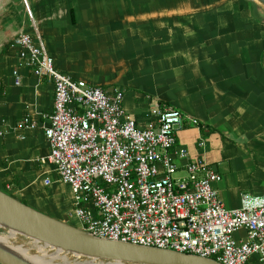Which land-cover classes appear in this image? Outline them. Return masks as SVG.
Returning <instances> with one entry per match:
<instances>
[{
    "label": "crops",
    "instance_id": "1",
    "mask_svg": "<svg viewBox=\"0 0 264 264\" xmlns=\"http://www.w3.org/2000/svg\"><path fill=\"white\" fill-rule=\"evenodd\" d=\"M250 1L28 0L27 8L19 0L0 45V189L81 227L70 185L42 161L54 85L11 46L27 31L62 71L122 88L140 126L164 107L182 110L189 119L178 132L179 174L193 160L214 166L226 207H240L245 193L264 195V5ZM27 115L34 128L19 127Z\"/></svg>",
    "mask_w": 264,
    "mask_h": 264
},
{
    "label": "built area",
    "instance_id": "2",
    "mask_svg": "<svg viewBox=\"0 0 264 264\" xmlns=\"http://www.w3.org/2000/svg\"><path fill=\"white\" fill-rule=\"evenodd\" d=\"M11 46L54 85L53 108L43 114L50 152L42 161L70 185L82 229L222 264H264V195L245 193L240 207L228 208L214 166L193 160L177 175L178 132L189 119L182 110L159 109L142 127L126 110L122 88L108 91L62 71L30 32L17 33ZM13 74L20 85L19 70ZM18 125L34 128L36 122L27 115Z\"/></svg>",
    "mask_w": 264,
    "mask_h": 264
},
{
    "label": "water",
    "instance_id": "3",
    "mask_svg": "<svg viewBox=\"0 0 264 264\" xmlns=\"http://www.w3.org/2000/svg\"><path fill=\"white\" fill-rule=\"evenodd\" d=\"M264 5V0H253ZM0 227L86 256L120 264H222L195 254L94 236L0 189ZM0 264H36L0 241Z\"/></svg>",
    "mask_w": 264,
    "mask_h": 264
},
{
    "label": "bare ground",
    "instance_id": "4",
    "mask_svg": "<svg viewBox=\"0 0 264 264\" xmlns=\"http://www.w3.org/2000/svg\"><path fill=\"white\" fill-rule=\"evenodd\" d=\"M28 1V0H27ZM24 2V0H23ZM25 5V2H24ZM26 7V6H25ZM29 7V6H28ZM27 7V8H28ZM4 230L7 231V234H9V238L5 236H0V241L6 245V242L16 241L18 244L24 245L18 237L20 233L14 231V230H7L3 227ZM2 232V231H1ZM21 238V237H20ZM42 247L34 250L32 248H28L26 251V258L30 259L31 261L35 262L36 264H103V261L99 260H92L89 258H86V256L66 252L61 248H55L51 245L45 244L41 242ZM8 246V245H6ZM76 255V257H80V259H74L72 256ZM87 260V261H86ZM108 262V261H105ZM106 264H120V263H114V262H108Z\"/></svg>",
    "mask_w": 264,
    "mask_h": 264
},
{
    "label": "rangeland",
    "instance_id": "5",
    "mask_svg": "<svg viewBox=\"0 0 264 264\" xmlns=\"http://www.w3.org/2000/svg\"><path fill=\"white\" fill-rule=\"evenodd\" d=\"M19 3H20L19 0H2L0 2V45H3L4 42L6 41L7 36L10 34L9 29L12 26V23H14V21H13L14 17L11 16L14 13V10H13L14 6L13 5L18 7ZM23 6H24V4H23ZM179 173H177V175L183 174V173H180V174ZM185 174H186V172H185ZM1 235L9 238V234H7V231L4 230L2 227H0V236ZM18 237H19L20 241L22 243H24V245L18 244L16 241H11V242L7 241L6 245H8V247H10L12 250H14L15 252H17L21 255L26 256L27 255L26 251L28 250V248H32L34 250H37V249L42 247L40 241H37V240L35 241L32 238H29V237L24 236L22 234L18 235ZM27 252H30V251H27ZM72 258L80 259V257H76V255L72 256ZM106 263H108V262L103 261V264H106ZM100 264H102V263H100ZM256 264H258V263H256Z\"/></svg>",
    "mask_w": 264,
    "mask_h": 264
},
{
    "label": "trees",
    "instance_id": "6",
    "mask_svg": "<svg viewBox=\"0 0 264 264\" xmlns=\"http://www.w3.org/2000/svg\"><path fill=\"white\" fill-rule=\"evenodd\" d=\"M250 2H251V4H252L254 9L257 8V5H256L255 1L251 0ZM203 131L205 132L204 129H203ZM24 202L27 203L26 201H24Z\"/></svg>",
    "mask_w": 264,
    "mask_h": 264
}]
</instances>
